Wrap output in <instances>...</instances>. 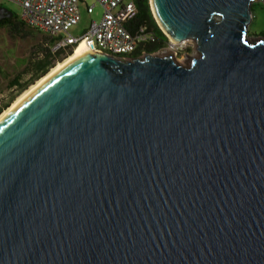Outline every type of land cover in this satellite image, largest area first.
Instances as JSON below:
<instances>
[{
    "label": "water",
    "instance_id": "water-1",
    "mask_svg": "<svg viewBox=\"0 0 264 264\" xmlns=\"http://www.w3.org/2000/svg\"><path fill=\"white\" fill-rule=\"evenodd\" d=\"M254 2L149 0L187 66L87 52L5 115L0 264H264Z\"/></svg>",
    "mask_w": 264,
    "mask_h": 264
},
{
    "label": "built area",
    "instance_id": "built-area-1",
    "mask_svg": "<svg viewBox=\"0 0 264 264\" xmlns=\"http://www.w3.org/2000/svg\"><path fill=\"white\" fill-rule=\"evenodd\" d=\"M21 8L20 21L25 28L39 31L54 40L51 54L61 53L66 58L74 48L83 44L88 52L130 57L158 42L146 25L131 30L130 22L137 14L135 0H95L103 9L101 21L93 23L79 39L68 35V30L80 19L81 0H0ZM92 13V7H87ZM60 34L66 36L61 37ZM166 37V36H165ZM164 47L154 54L170 53L176 58L185 42L175 44L166 37ZM142 55V56H143ZM140 57V56H139ZM13 90V89H11Z\"/></svg>",
    "mask_w": 264,
    "mask_h": 264
},
{
    "label": "rangeland",
    "instance_id": "rangeland-1",
    "mask_svg": "<svg viewBox=\"0 0 264 264\" xmlns=\"http://www.w3.org/2000/svg\"><path fill=\"white\" fill-rule=\"evenodd\" d=\"M251 14L252 19L247 28V35L251 39L264 38V3L254 2ZM0 6L10 11L13 16L18 17L21 14V8L11 2L0 1ZM87 7H92V13L87 12ZM80 19L79 22L68 30V35L72 38H81L93 23L98 24L103 15V9L95 0H81L79 4ZM61 37L66 36L60 34ZM45 38H49L44 33L24 28L20 37H14L6 28H0V105L11 104L19 95L16 90H8L6 87L8 80L17 73L22 72L26 64L35 60L34 49H38L45 43ZM54 41V40H53ZM157 55V54H153ZM191 57V58H189ZM198 57L196 46L192 41H186L175 61L187 66L190 59ZM62 61V60H61ZM58 61V62H61ZM57 62V63H58ZM24 80L28 76H24ZM29 87V86H28ZM27 87V88H28Z\"/></svg>",
    "mask_w": 264,
    "mask_h": 264
},
{
    "label": "trees",
    "instance_id": "trees-1",
    "mask_svg": "<svg viewBox=\"0 0 264 264\" xmlns=\"http://www.w3.org/2000/svg\"><path fill=\"white\" fill-rule=\"evenodd\" d=\"M135 4L137 7V14L135 18L130 22L131 30L139 25H146L148 30L152 31L158 39V42L150 45L146 51L147 53H155L164 47L167 39L154 20L150 9L149 0H135ZM254 6L255 3L251 5V11ZM0 28H6L14 37H20V35H22V33L24 32L25 27L18 17L13 16L11 19H4L0 21ZM53 42L54 41L51 38H45V43L38 49L36 48L33 50L36 54L35 60L28 62L22 72L15 74L11 77L10 80H8L6 85L8 90L15 89L16 94H20L36 80L47 74V72L52 67H54L58 61L63 60L61 53L57 55L51 54L50 48L53 45ZM71 53L72 52H70L69 55ZM139 56V53L135 52L130 57L134 58ZM24 76H28V79L23 81L22 78ZM9 105L10 104H6L3 107H1L0 105V113Z\"/></svg>",
    "mask_w": 264,
    "mask_h": 264
},
{
    "label": "bare ground",
    "instance_id": "bare-ground-1",
    "mask_svg": "<svg viewBox=\"0 0 264 264\" xmlns=\"http://www.w3.org/2000/svg\"><path fill=\"white\" fill-rule=\"evenodd\" d=\"M87 52H88V50L84 47L83 44H80L79 46L75 47L73 52L69 56L64 58L61 62L56 63L55 66L52 67L47 72V74H45L43 77H41L38 80H36L28 88H26L24 91H22L15 98V100L12 101L11 104L0 113V121L5 117L6 114H8L11 110H13L16 106H18L30 94V92H32L36 87H38L42 83H44L49 76H51L52 74L56 73L59 70V68H61L65 64L69 63L70 61H72L76 57H78L80 55H83V54H85ZM189 58H191V57H189Z\"/></svg>",
    "mask_w": 264,
    "mask_h": 264
},
{
    "label": "flooded vegetation",
    "instance_id": "flooded-vegetation-1",
    "mask_svg": "<svg viewBox=\"0 0 264 264\" xmlns=\"http://www.w3.org/2000/svg\"><path fill=\"white\" fill-rule=\"evenodd\" d=\"M144 51H145V53H147V51H146V50H144ZM137 52L139 53V55H140V56H142V55H143V52H142V51L138 50ZM150 54H154V53H150Z\"/></svg>",
    "mask_w": 264,
    "mask_h": 264
}]
</instances>
